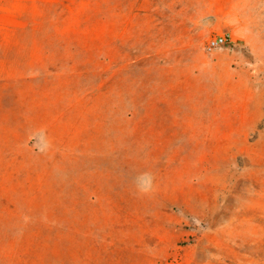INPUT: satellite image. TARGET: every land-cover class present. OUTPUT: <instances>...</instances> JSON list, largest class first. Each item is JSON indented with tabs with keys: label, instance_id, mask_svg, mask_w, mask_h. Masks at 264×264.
<instances>
[{
	"label": "rangeland",
	"instance_id": "rangeland-1",
	"mask_svg": "<svg viewBox=\"0 0 264 264\" xmlns=\"http://www.w3.org/2000/svg\"><path fill=\"white\" fill-rule=\"evenodd\" d=\"M1 76L0 264H264V0H0Z\"/></svg>",
	"mask_w": 264,
	"mask_h": 264
},
{
	"label": "built area",
	"instance_id": "built-area-1",
	"mask_svg": "<svg viewBox=\"0 0 264 264\" xmlns=\"http://www.w3.org/2000/svg\"><path fill=\"white\" fill-rule=\"evenodd\" d=\"M232 41L228 34L219 35L217 37L210 38L207 42L206 48L208 51L215 49L216 47L230 44Z\"/></svg>",
	"mask_w": 264,
	"mask_h": 264
},
{
	"label": "crops",
	"instance_id": "crops-1",
	"mask_svg": "<svg viewBox=\"0 0 264 264\" xmlns=\"http://www.w3.org/2000/svg\"><path fill=\"white\" fill-rule=\"evenodd\" d=\"M0 79H1V80H4V77H2V76H1V78H0Z\"/></svg>",
	"mask_w": 264,
	"mask_h": 264
}]
</instances>
